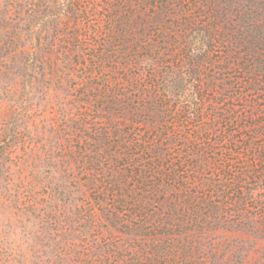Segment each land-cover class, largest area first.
I'll return each mask as SVG.
<instances>
[{"label":"trees","instance_id":"obj_1","mask_svg":"<svg viewBox=\"0 0 264 264\" xmlns=\"http://www.w3.org/2000/svg\"><path fill=\"white\" fill-rule=\"evenodd\" d=\"M0 264H264V0H0Z\"/></svg>","mask_w":264,"mask_h":264},{"label":"clouds","instance_id":"obj_2","mask_svg":"<svg viewBox=\"0 0 264 264\" xmlns=\"http://www.w3.org/2000/svg\"><path fill=\"white\" fill-rule=\"evenodd\" d=\"M9 239L14 246L24 243L26 240L25 229L19 228L15 232H10Z\"/></svg>","mask_w":264,"mask_h":264},{"label":"rangeland","instance_id":"obj_3","mask_svg":"<svg viewBox=\"0 0 264 264\" xmlns=\"http://www.w3.org/2000/svg\"><path fill=\"white\" fill-rule=\"evenodd\" d=\"M10 234V233H9ZM9 241H10V239H9Z\"/></svg>","mask_w":264,"mask_h":264}]
</instances>
